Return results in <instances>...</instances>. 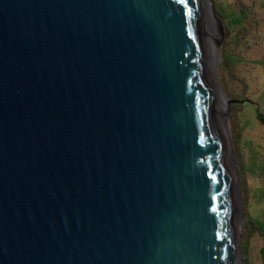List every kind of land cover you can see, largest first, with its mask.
Wrapping results in <instances>:
<instances>
[{"label": "water", "instance_id": "95a60500", "mask_svg": "<svg viewBox=\"0 0 264 264\" xmlns=\"http://www.w3.org/2000/svg\"><path fill=\"white\" fill-rule=\"evenodd\" d=\"M202 6L0 0V264H238Z\"/></svg>", "mask_w": 264, "mask_h": 264}, {"label": "rangeland", "instance_id": "374dc122", "mask_svg": "<svg viewBox=\"0 0 264 264\" xmlns=\"http://www.w3.org/2000/svg\"><path fill=\"white\" fill-rule=\"evenodd\" d=\"M204 2L215 38L213 54L207 52L210 77L226 102L238 101L222 115L243 208L237 263L264 264V123L259 120L264 117V0Z\"/></svg>", "mask_w": 264, "mask_h": 264}, {"label": "bare ground", "instance_id": "6f19581e", "mask_svg": "<svg viewBox=\"0 0 264 264\" xmlns=\"http://www.w3.org/2000/svg\"><path fill=\"white\" fill-rule=\"evenodd\" d=\"M202 5H203L202 7L204 9V14H205L204 17L207 18V20H208V17L210 18L211 15H209L208 11L206 10V5H205L204 0H202ZM209 31H210L209 27H207V30L205 31V34H204L205 41H206V50H207V52L212 50V54H213V52H214L213 51V46L215 45V38H212L211 33ZM208 67H210L211 74L213 75L214 72H212V69H211L212 67L210 65V62L208 64ZM213 92H214V95L216 97L217 110H218L217 113L219 114V118H220V120H219L220 122H218L219 128L221 129V133L223 135V138L225 139L227 137V134H226L227 133V129H226V124H225L226 119L224 117L222 118V115L225 116L224 109H225V102L226 101H225L224 97L222 96L221 91L219 90V88L215 84H214V91ZM232 174H233V172H232ZM233 176H234V174H233Z\"/></svg>", "mask_w": 264, "mask_h": 264}, {"label": "trees", "instance_id": "16d2710c", "mask_svg": "<svg viewBox=\"0 0 264 264\" xmlns=\"http://www.w3.org/2000/svg\"><path fill=\"white\" fill-rule=\"evenodd\" d=\"M259 120H260L261 122L264 123V117L260 116V117H259ZM260 234H261V233H260ZM261 235H262V236L264 235V231H263V233H262Z\"/></svg>", "mask_w": 264, "mask_h": 264}]
</instances>
